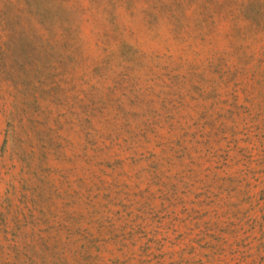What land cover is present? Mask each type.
Listing matches in <instances>:
<instances>
[{
  "label": "rangeland",
  "instance_id": "374dc122",
  "mask_svg": "<svg viewBox=\"0 0 264 264\" xmlns=\"http://www.w3.org/2000/svg\"><path fill=\"white\" fill-rule=\"evenodd\" d=\"M0 264H264V0H0Z\"/></svg>",
  "mask_w": 264,
  "mask_h": 264
}]
</instances>
